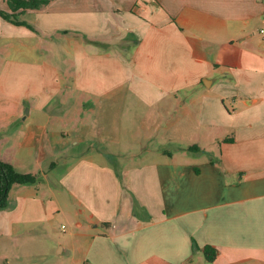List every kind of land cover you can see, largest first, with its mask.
Segmentation results:
<instances>
[{
	"label": "crops",
	"instance_id": "obj_1",
	"mask_svg": "<svg viewBox=\"0 0 264 264\" xmlns=\"http://www.w3.org/2000/svg\"><path fill=\"white\" fill-rule=\"evenodd\" d=\"M29 13V28L0 17V159L46 184L60 164L62 182L59 199L11 185L0 236L61 221L55 264H264V0ZM63 29L89 38L56 77L32 54Z\"/></svg>",
	"mask_w": 264,
	"mask_h": 264
},
{
	"label": "rangeland",
	"instance_id": "obj_2",
	"mask_svg": "<svg viewBox=\"0 0 264 264\" xmlns=\"http://www.w3.org/2000/svg\"><path fill=\"white\" fill-rule=\"evenodd\" d=\"M35 13H29L22 15L20 18L24 20L28 25L34 24ZM39 19V16L36 15ZM39 37L44 38L50 36L54 45L47 46L46 43L41 46V49H36L32 54V58H38L48 61L50 65L55 68L56 77L59 75H68L72 70L70 61L71 58V44L78 38L82 41L87 39L86 35H83L82 31L73 29H63L54 33L51 31L48 35L39 32ZM84 38V39H83ZM37 40V39H36ZM231 108L228 107V110ZM51 110H56L55 106H51ZM66 112V111H65ZM62 111H60V114ZM159 143L155 141L149 142L148 146H156ZM50 182L47 184L43 181V175H37L39 178L35 185H32V189L36 192L37 196L44 198H51L55 196L59 199V184L62 182L61 178V166L60 164L54 169L45 172ZM43 177V178H42ZM42 178V179H41ZM30 184H19L17 187ZM44 221V219H43ZM42 221V222H43ZM61 221H54L52 229L48 228V237L40 229L42 225H29L28 232L22 233V235L16 237L0 236V264H55L57 257L51 252L53 241L58 242L64 240L63 229L59 228ZM43 227V226H42ZM46 227H48L46 225ZM44 227V228H46ZM5 237V238H4ZM59 244L54 248L55 252L58 249ZM64 259V258H63Z\"/></svg>",
	"mask_w": 264,
	"mask_h": 264
},
{
	"label": "trees",
	"instance_id": "obj_3",
	"mask_svg": "<svg viewBox=\"0 0 264 264\" xmlns=\"http://www.w3.org/2000/svg\"><path fill=\"white\" fill-rule=\"evenodd\" d=\"M8 11L0 9V17L15 25H24L30 27L20 17L27 9H39L44 6L49 0H4ZM192 148L189 146L188 149ZM192 149L197 150V147ZM37 181L35 175L30 173H19L5 161L0 159V210L5 206L7 193L13 184H34ZM203 254L210 260L215 251L209 246L203 247Z\"/></svg>",
	"mask_w": 264,
	"mask_h": 264
},
{
	"label": "built area",
	"instance_id": "obj_4",
	"mask_svg": "<svg viewBox=\"0 0 264 264\" xmlns=\"http://www.w3.org/2000/svg\"><path fill=\"white\" fill-rule=\"evenodd\" d=\"M258 32H259V34L262 35V39L264 40V30L263 29H259Z\"/></svg>",
	"mask_w": 264,
	"mask_h": 264
}]
</instances>
